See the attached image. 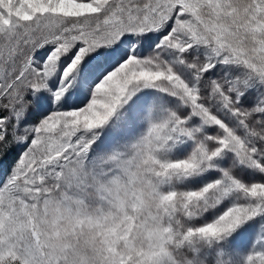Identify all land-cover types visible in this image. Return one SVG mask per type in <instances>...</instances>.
I'll list each match as a JSON object with an SVG mask.
<instances>
[{
  "label": "snow or ice",
  "instance_id": "snow-or-ice-1",
  "mask_svg": "<svg viewBox=\"0 0 264 264\" xmlns=\"http://www.w3.org/2000/svg\"><path fill=\"white\" fill-rule=\"evenodd\" d=\"M0 264H264V0H0Z\"/></svg>",
  "mask_w": 264,
  "mask_h": 264
}]
</instances>
